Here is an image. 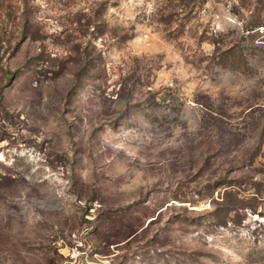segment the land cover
<instances>
[{"label":"rangeland","instance_id":"rangeland-1","mask_svg":"<svg viewBox=\"0 0 264 264\" xmlns=\"http://www.w3.org/2000/svg\"><path fill=\"white\" fill-rule=\"evenodd\" d=\"M0 264H264V0H0Z\"/></svg>","mask_w":264,"mask_h":264}]
</instances>
